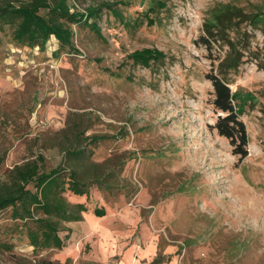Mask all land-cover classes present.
I'll use <instances>...</instances> for the list:
<instances>
[{"label":"rangeland","instance_id":"1","mask_svg":"<svg viewBox=\"0 0 264 264\" xmlns=\"http://www.w3.org/2000/svg\"><path fill=\"white\" fill-rule=\"evenodd\" d=\"M101 3H117L120 17L102 10L99 36L74 26L78 54L54 57L53 38L44 51L22 47L0 29V190L15 166L41 156L45 170L64 167L70 141L93 135L109 137L87 149L114 185L69 195L87 213L63 225L61 250L35 254L0 211V264H149L159 251L163 264H264V37L241 26L239 65L226 76L247 131L243 160L211 128L205 75L228 47L196 44L216 11L264 13V0H166L155 11L152 0L68 2L81 13ZM144 48L164 61L133 66L127 56Z\"/></svg>","mask_w":264,"mask_h":264},{"label":"trees","instance_id":"2","mask_svg":"<svg viewBox=\"0 0 264 264\" xmlns=\"http://www.w3.org/2000/svg\"><path fill=\"white\" fill-rule=\"evenodd\" d=\"M165 1L152 0L150 11L164 9ZM68 2L69 0H0V29L8 27L16 45L40 51H44L53 38L57 43L53 56L59 57L61 54H78L73 44L74 26L88 27L99 36L100 30L96 22L102 10L120 17L112 5L117 3H101L100 6L88 7L81 13L70 7ZM149 24L152 25L151 22ZM245 24L252 28L259 26L264 37V13H246L238 7L226 5L216 11L212 22L204 23L203 35L196 41V44L208 51H211L216 42L228 47L229 51L222 59L210 57L212 65L217 62V72L206 74L205 79L211 84L210 105L217 115L211 128L219 137L227 140L232 154L240 160L248 156V137L245 124L240 120V109L234 104L236 93L230 89L226 76L239 65L234 38ZM127 58L133 66L146 69L151 64L164 61L165 55L156 49L144 48L133 51ZM108 138L93 135L82 137V141L74 137L63 150L64 167L45 170L42 166L43 158L39 156L37 160H28L12 169L9 184L0 190V211L10 210L11 219L20 223L28 245L35 254L61 250L63 241L59 233L63 225L83 221V214L87 213L86 206L80 201H72L69 195L88 200L90 185H95L99 190L113 188L114 185L108 180L113 176L112 170L105 173L106 162L95 163L87 149ZM119 165L117 171L120 172L124 162ZM92 213L97 218H103L105 209L95 208ZM1 246L8 248L4 244ZM160 256L159 251L149 264H163L159 262Z\"/></svg>","mask_w":264,"mask_h":264}]
</instances>
